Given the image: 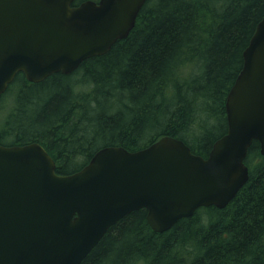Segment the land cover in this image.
Masks as SVG:
<instances>
[{"label": "trees", "instance_id": "1", "mask_svg": "<svg viewBox=\"0 0 264 264\" xmlns=\"http://www.w3.org/2000/svg\"><path fill=\"white\" fill-rule=\"evenodd\" d=\"M263 17L264 0H147L127 38L73 73L39 83L19 73L0 98V144L40 143L61 175L103 147L138 151L163 136L207 158L227 133V96ZM245 163L249 181L225 208H200L163 233L134 211L81 264H264L258 141Z\"/></svg>", "mask_w": 264, "mask_h": 264}, {"label": "water", "instance_id": "2", "mask_svg": "<svg viewBox=\"0 0 264 264\" xmlns=\"http://www.w3.org/2000/svg\"><path fill=\"white\" fill-rule=\"evenodd\" d=\"M0 0V98L19 73L39 83L73 73L129 36L147 0ZM227 100L228 130L207 158L163 136L148 147L99 149L61 175L38 142L0 144V264H81L111 227L147 210L163 233L203 207L225 208L264 156V17L245 49Z\"/></svg>", "mask_w": 264, "mask_h": 264}]
</instances>
